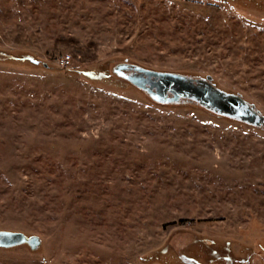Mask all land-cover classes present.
Instances as JSON below:
<instances>
[{
  "label": "rangeland",
  "instance_id": "rangeland-1",
  "mask_svg": "<svg viewBox=\"0 0 264 264\" xmlns=\"http://www.w3.org/2000/svg\"><path fill=\"white\" fill-rule=\"evenodd\" d=\"M119 61L264 114V0H0V230L42 242L0 264H264V130L153 103Z\"/></svg>",
  "mask_w": 264,
  "mask_h": 264
},
{
  "label": "water",
  "instance_id": "water-1",
  "mask_svg": "<svg viewBox=\"0 0 264 264\" xmlns=\"http://www.w3.org/2000/svg\"><path fill=\"white\" fill-rule=\"evenodd\" d=\"M113 75L143 93L159 105H196L210 115L264 130V114L237 91L219 87L210 75L162 71L130 61L111 67ZM37 235L0 230V248L27 245L32 251L41 246Z\"/></svg>",
  "mask_w": 264,
  "mask_h": 264
},
{
  "label": "trees",
  "instance_id": "trees-1",
  "mask_svg": "<svg viewBox=\"0 0 264 264\" xmlns=\"http://www.w3.org/2000/svg\"><path fill=\"white\" fill-rule=\"evenodd\" d=\"M5 59L4 60H7V61H10V62H12L13 61V59L11 58V57H4ZM31 63H33V64H35L36 62L35 61H31ZM44 65L46 66V63H44ZM110 75L114 78V80L115 81H117L118 83H120V84H127V85H129V86H131L128 82H126V81H122V80H119V79H117L114 75H113V73L111 72V69H110ZM108 78V77H107ZM91 79H92V77H91ZM92 80H96V81H101V80H99V79H92ZM133 87V86H132ZM134 88V87H133ZM134 89H136V88H134ZM137 90V89H136ZM139 91V90H138ZM143 94V93H142ZM262 251V250H261ZM161 253L162 254H168L169 252L168 251H161ZM155 253L152 251V253H150V255L149 256H153ZM178 256V255H177ZM179 257V256H178ZM180 259V258H179Z\"/></svg>",
  "mask_w": 264,
  "mask_h": 264
},
{
  "label": "built area",
  "instance_id": "built-area-1",
  "mask_svg": "<svg viewBox=\"0 0 264 264\" xmlns=\"http://www.w3.org/2000/svg\"><path fill=\"white\" fill-rule=\"evenodd\" d=\"M58 66L61 68H66L71 66L72 63V59L71 56L66 54V55H62L59 59H58Z\"/></svg>",
  "mask_w": 264,
  "mask_h": 264
}]
</instances>
